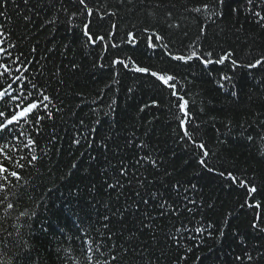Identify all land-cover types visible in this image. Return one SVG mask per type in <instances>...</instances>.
Masks as SVG:
<instances>
[{"label": "trees", "instance_id": "1", "mask_svg": "<svg viewBox=\"0 0 264 264\" xmlns=\"http://www.w3.org/2000/svg\"><path fill=\"white\" fill-rule=\"evenodd\" d=\"M208 2L209 0H152L149 4L146 0L145 4L140 5L138 0H133V4L123 7L118 4V0H90L89 7L95 4L101 15L105 12H117L118 19H110L117 23L115 31L119 39L114 36L112 42L123 44L125 33L134 30L135 24L141 28L149 26L165 36V40L160 43H168V50L174 54H187L192 50L189 45L195 44L200 51L212 50L214 59L225 51L232 52V58L238 62L254 61L264 56V26L244 12L243 0L236 12L231 9L237 7V0H226L222 9L223 16L220 18L206 20L202 14L190 11ZM39 3L40 0H29V4L25 5L23 0H16L13 4L10 0L5 9L8 19L5 21L0 18V23L4 24L3 30L10 33L8 38L25 55L31 47L37 48V52L30 57L33 61L30 70L32 67L36 69L32 79L43 85L41 90L52 100L50 107L61 108V112H54L53 121L42 122L43 129L39 136H36L32 125L22 124L17 129L18 132L23 130L25 133L19 140L34 138L38 144L34 149L38 156V160L34 162L38 172L27 161H21L25 164L23 170L14 169L35 185L32 189L33 199L26 200L20 209L35 210L37 213L32 219L30 239L25 235L32 249V264H85L80 238L89 237L78 230L77 224L82 222L83 226H87L91 221L97 220L96 208L103 213L104 202L112 207H123L126 200L130 202L133 198L127 183L119 198L116 190L110 192L104 186L113 173L112 166L116 165L120 156L109 153L108 160L98 156L96 161H91L89 156L97 155L96 151L88 149L83 142L81 146L71 143L73 124L83 118L86 124L91 125L96 117L90 113V108L104 109L112 100L116 101L115 121L110 122L114 126L109 131L108 124L102 120L101 127L97 130L98 138L105 132L112 135L113 141H108L109 145L113 151L119 145L132 172L136 171L132 168L135 163V143L128 147L125 142L129 139L145 142L148 147L141 154H150L153 159L158 160L160 171L157 176L166 182L172 180L197 183L199 189L198 192L190 193L197 200L196 205H190L193 212H185L172 221H161L155 240L146 230L139 231L140 225L135 224L129 215L122 221L119 217L113 220L112 227L117 234L112 237V241L117 248L123 245L129 249L121 264H149V261L152 264H177V256L184 255L188 258L182 264H233L235 255L243 247L234 234L244 239L248 247L255 245L264 250V237L254 235L250 228L256 212L260 214V222H264V75L256 74L257 69L244 68L237 69L236 74H233L228 61L225 65H210L207 70L195 60L190 65H182L163 56L162 49H157L155 53L147 50L146 53L142 42L135 49H113L109 46L108 51L103 52L100 51L99 44L94 48L84 45L78 31L66 32L65 26L60 23L66 19L62 11L58 14L55 26L45 25L44 21L52 12L46 5L38 7ZM156 4L161 7H155ZM55 7L59 9V3H55ZM210 7L215 5L211 4ZM29 8L32 10L29 11ZM129 9L134 10L129 12ZM74 10L69 6V12ZM168 13H171V17ZM22 14L32 16V22L26 23ZM85 19L84 16L80 17L82 21ZM169 23L179 27L169 28ZM202 26L203 36L200 34ZM65 44L68 45L67 50L63 47ZM50 48L55 51L50 52ZM13 53L16 54L15 50ZM100 56L104 59L100 60ZM126 56L132 57L140 66H147L158 72L170 70L178 75L180 83L177 90L189 101L188 111L197 118L196 123L201 125L200 135L195 138L197 142H203L209 151L206 163L215 172L224 171L226 175L231 172L238 180L248 181L250 187L256 186L257 192L248 195L247 202L260 203V209L246 205L241 207L246 199L245 189L236 185L229 187V180L202 169L197 158L191 155L192 149H185L184 143L179 139L181 133L176 117L180 113L177 111L175 98L169 95L167 89L161 90L159 81L154 77L148 78L122 70L117 77L120 81L117 84L110 67L100 69L96 66L98 63L108 64L112 59ZM73 63L77 65L76 68L72 67ZM121 67L117 66V69ZM56 72L59 75H55ZM225 73L232 75L233 80L221 81L225 84L222 89L217 80L219 75ZM130 86L134 88L131 94L127 91ZM232 91L237 95L232 96ZM33 95L35 96V92ZM101 96L103 100H100ZM152 100H156L159 107L139 112L140 107ZM93 101L97 103L94 104ZM53 126L57 138L49 143ZM249 136L251 139H248ZM9 139L17 143V137L10 136ZM27 155L29 149L21 144L20 150L13 153V160L5 163L13 169L15 160ZM2 161L3 158L0 157V162ZM73 163L77 165L74 169L71 167ZM144 166L149 168V172H141V176L152 179L150 172L155 170L151 169L150 164ZM165 171L172 172V176H164ZM93 185L95 188L90 191ZM15 191V188H11L10 198ZM209 204L212 205L211 208L208 207ZM16 215L17 213H13L5 227L17 222ZM197 221L213 226L212 236L205 234V241L199 248L192 241L183 239L182 243L193 248L192 252L185 253L183 247H175L170 239H166L165 234L169 230L175 231L173 225L180 227L183 222L192 228L197 225ZM96 227L100 225L97 224ZM221 229L225 233L222 239L219 238ZM133 232L135 237L131 235ZM96 235L95 231L90 233V236ZM187 235L192 234H185ZM132 246L136 247L135 253L131 251ZM9 260L10 254L0 255V261H4V264H8ZM236 264L247 262L242 259ZM261 264H264V260Z\"/></svg>", "mask_w": 264, "mask_h": 264}, {"label": "snow or ice", "instance_id": "2", "mask_svg": "<svg viewBox=\"0 0 264 264\" xmlns=\"http://www.w3.org/2000/svg\"><path fill=\"white\" fill-rule=\"evenodd\" d=\"M9 2L10 0H0V18L5 21L8 19L5 9L9 6ZM89 2L90 0H67V4H65V0H40L37 6L43 7L46 5L52 12V15L44 21L45 25L55 26L58 14L62 11L66 19L61 20L60 23L65 26L66 32L75 33L78 31L84 45L94 48L99 44L100 51L103 52H107L109 46L113 49L118 47L122 49L128 47L135 49L142 42L146 53L147 50L155 53L157 49H162L163 52L161 54L163 56L182 65H190V62L195 60L203 66V69L207 70L210 65H225V62L228 61L233 74H236L237 69L244 68L249 70L257 69L258 72L256 74L264 75V56L254 61L238 62L237 59L232 58V52L225 51L223 55H218L214 59L212 50L200 51L196 48L195 44L189 45V48L192 50L188 51L187 54H174L168 50V43H160L165 40V36L153 31L149 26L141 28L133 24L134 30H129L125 33L123 44L112 42L114 36L119 39L118 33L115 31L117 23L110 19L111 17H117V12H105L104 15H101L99 8H96L95 4L93 7H89ZM145 2L146 0H138L140 5L145 4ZM243 2L245 3L244 12L249 13L256 23L264 26V15H262L264 13V0H243ZM11 3L15 4L16 0H11ZM23 3L28 5L29 0H23ZM55 3H59V9L55 7ZM147 3L151 4L152 0H147ZM240 3L241 0H237V7L232 8L231 11H238ZM118 4L127 7L128 4H133V0H118ZM211 4H214L215 7H210ZM225 4L226 0H209L208 3H204L201 7H194L190 11L202 14L206 20L212 17L220 18L223 16L222 9ZM69 6L75 10L69 12ZM155 7H161V5L156 4ZM94 8H96L95 11ZM31 10L29 8V11ZM133 10L129 9V12ZM81 16L86 17V19L80 20ZM168 16L171 17V13H168ZM23 20L26 23H31L33 17L23 15ZM90 25L94 31L90 29ZM167 26L169 28L179 27V25L173 23H169ZM3 29L4 24L0 23V157L3 158V161L0 162V255L10 254L8 264H32V249L29 239L32 234V219L37 213L35 210L20 209L26 200L31 201L33 199L32 189L35 185L14 169L23 170L25 164L21 163V161H27L38 172V168L34 164L38 160V156L34 153V149L38 147V144L34 138L19 140V137L24 136L25 133L23 130L18 132L17 129L22 124L32 125L36 136H39L43 129L42 122L53 121L54 112H61V108L56 107L53 109L50 107L52 100L41 90L43 85L38 84L36 80L32 79L36 73V69L32 67L30 70V66L33 64L30 57L37 52V48L31 47L29 53L25 55L23 50L8 38L10 33H6ZM200 34L201 36L204 35L203 26L200 29ZM63 47L65 50L68 49L67 44ZM13 50L16 52L15 55ZM48 50L50 52L55 51V49L51 48ZM99 59L103 60L104 57L100 56ZM96 66L100 69L110 67L113 70V80L117 84L120 82L117 77H119L122 70H127L133 74H142V76L148 78L154 77L156 81H159L161 90L167 89L169 95L175 98L176 108L180 113L176 117L179 120L181 133L179 139L184 143L185 149H192L191 155L197 158V162L202 169L226 178L231 182L229 187L236 185L245 189L246 199L241 207L245 205L253 209H260L262 207L260 203L247 202V196L257 192L256 186L250 187L248 181L243 179L238 180L231 172H228L227 175L224 171L215 172V169L206 163L209 151L203 142H197L195 138L200 135L201 125L196 123L197 118L193 117L188 111L189 101L177 90V85L180 83L177 74L172 73L170 70L158 72L152 70L150 67L140 66L130 56L112 59L108 64L98 63ZM117 66L122 67L117 69ZM72 67L76 68L77 65L73 63ZM55 75H59V72H56ZM136 79H140V77H136ZM232 80L233 76L225 73L219 75L217 83L223 89L225 88V84L221 81L230 82ZM181 87L183 86L181 85ZM127 91L131 94L134 88L130 86ZM33 92H35V96ZM230 94L232 96L237 95L235 91H232ZM100 100H103L102 96ZM93 103L95 104L97 101H93ZM115 105L116 101L112 100L104 109L101 107L90 108V113L96 117L91 122V125L86 124V121L81 118L71 128V132L74 133L71 136L72 144L81 146L83 142V145L88 149L97 152V155L89 156L91 161H96L98 156L108 160L109 153L112 156H120L116 165L112 166V175L104 183L105 188L110 192L116 190L117 197L119 198L121 190L125 188V184L127 183L133 193L132 200L130 202L126 200L123 207H112L109 203L104 202L102 205L104 208L103 213L100 212L99 208H96L95 204H92V207L96 208L97 220L91 221L87 226H83L82 222L77 224L78 230L83 232L85 237H89L88 239L80 238L83 243L81 251L84 254L85 264H112V262L121 264L122 259L126 257L129 249L123 245L117 248L116 244L112 241V237L117 234L116 230L112 227V221L117 217L122 221L126 215L131 216L133 222L140 225L139 231L143 232L146 230L152 234L153 240H155V234L157 229L160 228L161 221H172L175 218L181 217L185 212L190 214L193 212V208L190 205L197 204V200L190 195V193L199 191L197 183L172 180L166 182L157 176V173L160 171L158 160L153 159L150 154H141L148 147L145 142H135L132 139L125 142L128 147H131L135 143V151L133 152L135 163L132 164V168H135L136 171L132 172L125 161V157L122 155L119 145H116V151H113L109 145L108 141H113V136L105 132L102 137L98 138L97 130L98 127H101L102 120L108 124L109 131L114 126V123L110 122L115 121ZM155 107H159L158 102L152 100L150 103H145L140 107L139 112L143 113L145 109ZM188 125H191V127H188ZM10 136L17 137V143L10 140ZM56 138V130L53 126L49 135V143H53ZM248 139H251V136ZM21 144L24 148L29 149V155L20 156L18 160H15L13 169H10L5 162L13 160V153L20 150ZM108 162L111 164L110 160ZM145 164H150L151 169L155 170L150 172L153 177L152 179H149L148 176H141V172H149V168H146ZM76 166L75 163L71 165L73 169ZM105 172H107V169H105ZM163 175L171 177L172 172L165 171ZM196 175L199 176V173H196ZM11 188H15L16 191L12 193V197L10 198L9 192ZM94 188L95 185H93L90 191H93ZM36 207H39V205ZM208 207L211 208L212 205L209 204ZM13 213H17L15 217L17 222L10 224L9 227H5V223L11 219ZM97 224L100 227H96ZM173 227L175 231L169 230L165 234L166 239H170L175 247H183L185 253L192 252L193 248L189 247L188 244L182 243L183 239L192 241L194 246L199 248L205 241V234L208 237L212 236L211 228L213 226L211 224H201L199 221L192 228H189L183 222H181L180 227H175V225ZM9 228L12 230H9ZM250 228L254 235L264 237V222H260V214L258 212L254 214ZM92 231H95L97 235L90 236ZM187 233H191L192 235L185 236ZM25 235L29 239H26ZM131 235L135 237V232ZM224 235V230H219V238L222 239ZM234 236L238 239L239 245H243V247L241 248V252L235 255L233 264H236L237 261H242V259L247 264H261V261L264 260V250L255 245L250 248L238 234H234ZM131 251L135 253L136 247L132 246ZM116 253L120 255L118 256ZM187 258V255L177 256V264H182V261ZM0 264H4V261H0ZM149 264H152V262L149 261Z\"/></svg>", "mask_w": 264, "mask_h": 264}]
</instances>
